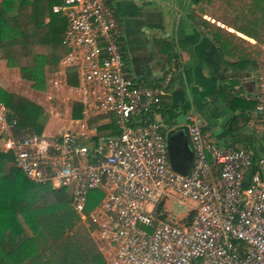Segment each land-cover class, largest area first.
I'll return each instance as SVG.
<instances>
[{
	"label": "built area",
	"instance_id": "obj_1",
	"mask_svg": "<svg viewBox=\"0 0 264 264\" xmlns=\"http://www.w3.org/2000/svg\"><path fill=\"white\" fill-rule=\"evenodd\" d=\"M53 12L67 21L62 63L77 70L82 119L52 137L16 138L17 121L0 102V150L29 182L70 189L73 211L95 226L109 264H264V150L218 146L188 115L194 164L176 174L164 127L150 120L170 78L159 87L129 78L107 0H64ZM97 116L113 118L118 134L97 138L88 126ZM91 192L101 197L88 210ZM169 199L195 204L188 224L167 220Z\"/></svg>",
	"mask_w": 264,
	"mask_h": 264
},
{
	"label": "trees",
	"instance_id": "obj_2",
	"mask_svg": "<svg viewBox=\"0 0 264 264\" xmlns=\"http://www.w3.org/2000/svg\"><path fill=\"white\" fill-rule=\"evenodd\" d=\"M63 1L0 0L2 57L15 59L20 78L30 82L36 90L45 89L46 75L57 73L61 60L67 54L62 45L67 21L63 14L53 12V7ZM214 1L199 0V4L211 5ZM224 1L229 6L233 4L232 0ZM238 9L240 16L234 20H217L232 31L202 18L197 24L205 27L217 46L223 64L234 73L230 81H221L217 87L220 98L234 113L227 131L236 135L224 147L250 149L257 154L264 150V135L250 130L249 123L252 114L257 111L258 102L255 96H243L240 78L257 70L259 63L256 57L234 44L233 39L243 41L237 36L240 34L264 46V0H248L247 5L238 6ZM46 10L49 14L47 21L44 20ZM119 44L121 46L120 39ZM65 75L68 85L77 84L76 68H67ZM235 86H239L237 90ZM0 102L17 121L14 130L16 138L42 135L45 117L38 104L2 88ZM161 104L162 98L160 107ZM212 114L215 118L220 117L218 113ZM164 116L166 123L172 127L170 120L174 119L173 112L166 111ZM80 117L81 106L74 104L72 118ZM107 119L106 116H97L88 120V126L96 129L97 138L118 134L113 118L100 124ZM150 120L153 121V117ZM141 124L136 121L133 125ZM12 163L13 154L0 151V250L7 258L0 253V264H107L90 235L95 226L92 222L87 225L80 223L71 207L70 189H51L47 185L31 183ZM30 192H34L35 196L29 199L27 195ZM91 196L97 199V203L101 197L98 192H91ZM90 198L88 210L97 204L91 203ZM162 208L163 203L158 206V211ZM193 215L192 211L183 223L188 224ZM29 242L35 246V251Z\"/></svg>",
	"mask_w": 264,
	"mask_h": 264
},
{
	"label": "crops",
	"instance_id": "obj_3",
	"mask_svg": "<svg viewBox=\"0 0 264 264\" xmlns=\"http://www.w3.org/2000/svg\"><path fill=\"white\" fill-rule=\"evenodd\" d=\"M107 2L117 19V30L129 78L137 85L148 87L162 86L165 79L170 78L169 86L162 97L161 107L159 105L153 114V119L163 125L165 134L177 126L186 125V116L193 115L200 120L203 129L207 128L205 133L218 146L224 147L231 143L236 133L228 132L227 126L234 113L220 98L217 87L221 81H230L234 73L223 64L211 35L206 33L204 26L200 24L198 26L197 21L202 18L212 25L232 30L222 26L214 17L206 15L201 7L208 5L199 4V0H107ZM48 17L46 10L44 20L47 21ZM238 36L247 42L253 41L240 34ZM62 60L57 73L46 75L47 91L43 94L47 101L54 102V104L52 102L54 106L60 100L57 96L62 93L68 92L71 97L61 96L63 97L61 101H66L63 112L53 108L54 114L52 113L53 116L42 133L45 137L55 136L64 129L76 128L74 122L82 119V111L80 118H72L73 105L78 104L74 91L78 84V76L76 85H68L65 72L69 67L65 66ZM247 76L240 78V86L244 89L243 96L251 97L252 78ZM16 86L24 90L28 89L31 83L20 78L15 59H4L0 50V88L31 100L30 94L16 89ZM238 87L235 86V89ZM31 101L41 107L38 100ZM49 105L45 110H49ZM166 111L175 115L174 119L170 120L173 123L172 127L166 123L164 116ZM213 112L220 114V117L215 118ZM254 114L249 128L256 132ZM109 118L100 124L107 123ZM51 121L63 122L65 125L48 133L51 130L50 126L53 125ZM242 132L243 130L240 133Z\"/></svg>",
	"mask_w": 264,
	"mask_h": 264
},
{
	"label": "rangeland",
	"instance_id": "obj_4",
	"mask_svg": "<svg viewBox=\"0 0 264 264\" xmlns=\"http://www.w3.org/2000/svg\"><path fill=\"white\" fill-rule=\"evenodd\" d=\"M232 1H233L232 6H229L224 0H215L213 4L208 5V6H203L201 8L205 10L204 12L206 13V15L210 17H214V19L216 20L221 21L224 19H228L229 21H232L236 17L240 16L241 11L240 9H238V6L247 5L248 0H232ZM233 42L234 44H237L238 47L243 48L252 57H256L259 63V68L257 70L250 71L247 77L252 78L253 95L251 96V98L255 96L258 102V107L261 108V110H257L256 113L254 114V118H255L254 124L257 126L256 132L258 134L264 135V48L261 45H258L256 42H253V41L247 42V41H244V39L243 41H240L238 39L237 40L233 39ZM16 87H17L16 89L19 88L18 86ZM19 90H23V89L19 88ZM23 91L27 93L28 95L30 94L29 97L31 98V100L32 99L35 101L38 100V102H40V105H41V108H42V111L45 117V126L43 129V132L46 128L48 121L53 116L52 113L54 114L53 108H57L58 110H60V112H63L65 105H66L65 103L66 101H61V98H63L61 96L71 97L68 92L62 93V95L57 96L59 97L57 99H60V100H58L54 106L53 105L54 102L52 101L53 102L52 104V102L47 101L45 99V95L43 94L44 92L47 91L46 84H45L44 90H36L35 88L32 87V84H31V86L28 89L24 88ZM48 104H50L49 107L51 109L48 108L49 110L47 111L45 110V108L48 107ZM51 124L53 125L50 126L51 130L48 131V133H51L55 129L61 127L62 125H65L63 124V122H54V121H51ZM33 193L34 192L28 193L27 198L30 199L33 196H35ZM174 196L178 198L176 195ZM90 202L93 204H96L97 199L94 196H91ZM194 205L195 204L188 199L185 200V204L183 205L171 199L166 200L164 202V210L166 212L167 220L173 223L184 222L182 220H185V218H187V216L193 211L191 207H194ZM90 235L92 239L94 240V242L96 243V245L98 246L100 252L104 256L107 264H109L110 255H109V252H108L109 250L107 246L97 237V235L93 232V230H91ZM29 244L31 246V249L35 251L36 250L35 246L31 242H29ZM0 253L2 254L3 257H5V254L1 250H0Z\"/></svg>",
	"mask_w": 264,
	"mask_h": 264
},
{
	"label": "water",
	"instance_id": "obj_5",
	"mask_svg": "<svg viewBox=\"0 0 264 264\" xmlns=\"http://www.w3.org/2000/svg\"><path fill=\"white\" fill-rule=\"evenodd\" d=\"M165 140L171 169L178 175L187 176L194 164V148L187 125L166 132Z\"/></svg>",
	"mask_w": 264,
	"mask_h": 264
}]
</instances>
